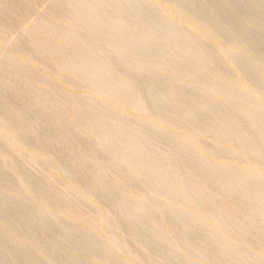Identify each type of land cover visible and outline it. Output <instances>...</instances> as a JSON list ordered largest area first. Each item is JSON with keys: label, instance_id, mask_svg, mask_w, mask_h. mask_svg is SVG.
Masks as SVG:
<instances>
[{"label": "rangeland", "instance_id": "rangeland-1", "mask_svg": "<svg viewBox=\"0 0 264 264\" xmlns=\"http://www.w3.org/2000/svg\"><path fill=\"white\" fill-rule=\"evenodd\" d=\"M0 264H264V0H0Z\"/></svg>", "mask_w": 264, "mask_h": 264}]
</instances>
